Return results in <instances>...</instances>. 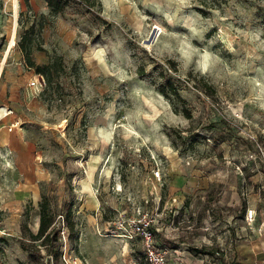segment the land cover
I'll return each instance as SVG.
<instances>
[{"label":"rangeland","instance_id":"1","mask_svg":"<svg viewBox=\"0 0 264 264\" xmlns=\"http://www.w3.org/2000/svg\"><path fill=\"white\" fill-rule=\"evenodd\" d=\"M12 3L0 0V106L14 109L0 122V264H237L243 208L264 201V0H70L55 17L19 0L11 47ZM42 22L32 59L62 66L38 94L18 43ZM169 83L183 101L160 92ZM43 197L59 231L37 254L21 242Z\"/></svg>","mask_w":264,"mask_h":264},{"label":"trees","instance_id":"2","mask_svg":"<svg viewBox=\"0 0 264 264\" xmlns=\"http://www.w3.org/2000/svg\"><path fill=\"white\" fill-rule=\"evenodd\" d=\"M50 9V15L52 17H55L59 15L69 4L70 0H44ZM82 2L92 3V0H78ZM42 18H45L44 16ZM45 24L42 22L39 24V28L37 31V27L35 24H33L27 31H25L18 43L20 51L24 54L29 66L31 68H34L38 74H42L47 78V81L49 84H52L53 82V76L56 71H58L62 66V60L59 57H54L51 63L47 66H37L33 59H32V51L34 48V45L37 43V39H35V34L44 29ZM39 40L42 41L41 33L39 34ZM160 92L165 95L169 96L171 93L175 96L176 99L179 101H183L181 98L179 90L175 87L174 84L169 83L168 85H162L160 88ZM174 112L179 113V110L176 106H174ZM183 114L187 118H191L190 112L184 108ZM40 225L39 230L36 234L30 233V242H21L22 248L27 252L37 253L40 254V251L37 250V242H41V246L46 247V249L50 250V241L56 240L57 233L59 229L56 231L53 230L52 226L54 224V217L51 214V204L50 201L43 197V201L40 204ZM246 208H243V214L245 212ZM70 226V225H68Z\"/></svg>","mask_w":264,"mask_h":264},{"label":"crops","instance_id":"3","mask_svg":"<svg viewBox=\"0 0 264 264\" xmlns=\"http://www.w3.org/2000/svg\"><path fill=\"white\" fill-rule=\"evenodd\" d=\"M2 106L4 107L8 106L9 108L13 109L8 103L6 104V106L5 105H2ZM9 117H5L1 121L6 120ZM12 124H15V123H12ZM10 125L11 124H9V126ZM17 126L18 124L16 125V127ZM19 129L23 130L24 128L20 127ZM7 139L9 140V137ZM16 141H17V138L12 136L10 137L8 144H10L11 142V144L15 145ZM11 147L12 149L14 148L13 146ZM249 202L250 204H254L255 206H257L258 210L262 209L264 211V201L263 200L260 201L258 195L253 200L250 199ZM258 225L259 223L257 224V226ZM233 255H234L233 258L236 257L237 264H264V233H259L258 231H254V233L250 235L249 238L245 242L241 243L240 245L238 244L235 245V250L233 252Z\"/></svg>","mask_w":264,"mask_h":264},{"label":"built area","instance_id":"4","mask_svg":"<svg viewBox=\"0 0 264 264\" xmlns=\"http://www.w3.org/2000/svg\"><path fill=\"white\" fill-rule=\"evenodd\" d=\"M29 86L32 90H34L38 94H40L46 90L47 81H46L44 75L38 74V75H35V77L32 80H30ZM6 110H7V117L14 115L13 109L6 106ZM0 122H2V121H0ZM16 125H17L16 123L11 124L9 126V130L12 131L16 127ZM261 153L264 156V150L263 149H261ZM156 176L160 177V173L158 172ZM263 181H264V178H263L262 182ZM259 199H260V201L263 200L261 197H259ZM259 203H261V202H259ZM242 218L247 225V228H245L246 239H248L249 236L254 233V231H258L259 233H264V211L262 209L258 210L257 206H255L254 204H250V202H249V205H248L247 209L245 210ZM258 223H259V225L257 226ZM146 238L148 239V241H152V234L150 232H146ZM151 255L154 256L155 254L153 252H151Z\"/></svg>","mask_w":264,"mask_h":264},{"label":"bare ground","instance_id":"5","mask_svg":"<svg viewBox=\"0 0 264 264\" xmlns=\"http://www.w3.org/2000/svg\"><path fill=\"white\" fill-rule=\"evenodd\" d=\"M12 5H13V8H14V19H15V24H14V28L12 30V44H11V47L13 46L14 44V41H15V38H16V32H17V25H18V14H19V0H12ZM10 47V48H11ZM10 52V49L8 50L4 60L2 61L1 65H0V76L2 74V70H3V67H4V64L6 62V59L8 57V54ZM4 106L0 107V121L7 117V110H6V113L4 112L3 110ZM6 109V107H5Z\"/></svg>","mask_w":264,"mask_h":264}]
</instances>
